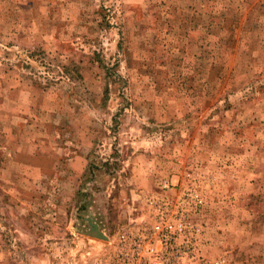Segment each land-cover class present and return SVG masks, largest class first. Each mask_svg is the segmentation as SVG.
Wrapping results in <instances>:
<instances>
[{"label": "rangeland", "instance_id": "obj_1", "mask_svg": "<svg viewBox=\"0 0 264 264\" xmlns=\"http://www.w3.org/2000/svg\"><path fill=\"white\" fill-rule=\"evenodd\" d=\"M189 189L187 264H264V0H0V264H111Z\"/></svg>", "mask_w": 264, "mask_h": 264}, {"label": "built area", "instance_id": "obj_2", "mask_svg": "<svg viewBox=\"0 0 264 264\" xmlns=\"http://www.w3.org/2000/svg\"><path fill=\"white\" fill-rule=\"evenodd\" d=\"M144 199L148 219L109 241L111 264H187L195 244L192 234L202 226L190 215L204 204L203 195L189 189L173 195L150 193Z\"/></svg>", "mask_w": 264, "mask_h": 264}, {"label": "trees", "instance_id": "obj_3", "mask_svg": "<svg viewBox=\"0 0 264 264\" xmlns=\"http://www.w3.org/2000/svg\"><path fill=\"white\" fill-rule=\"evenodd\" d=\"M79 193V192H78Z\"/></svg>", "mask_w": 264, "mask_h": 264}]
</instances>
